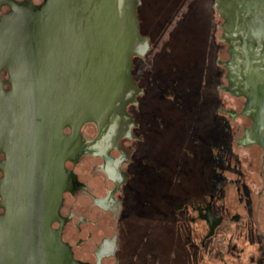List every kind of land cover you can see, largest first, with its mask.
<instances>
[{
    "label": "flooded vegetation",
    "instance_id": "af4514ba",
    "mask_svg": "<svg viewBox=\"0 0 264 264\" xmlns=\"http://www.w3.org/2000/svg\"><path fill=\"white\" fill-rule=\"evenodd\" d=\"M215 1L213 8L221 19L217 29L222 31ZM49 3L0 0V21L17 11L22 15L9 26L4 45L0 43V264L39 259L27 255L32 239L29 222L31 216L39 221L50 211L55 215L51 228L60 232L80 264H264V148L239 144L253 126V120L242 114L246 99L231 96L244 100L240 114L223 110L217 73L218 94L208 101L206 96L176 95L178 79H172L173 74L165 91L158 82L160 75L155 76L157 90L150 95L145 72L147 56L153 52L150 45L145 56L132 58V78L142 90L136 103L127 106L132 121H124L121 131L112 122L102 129L93 122H85L78 131L65 126L63 138L57 129L62 34H47L40 24ZM142 4L140 0L137 8L141 34ZM51 6L55 9L56 2ZM221 43L220 35L218 72L224 67ZM184 104L197 112L192 117L180 114L192 141L178 155L177 137L171 135L173 130L178 137L181 132L174 107ZM223 113L233 120L241 115L247 123L237 139L249 151V176L243 182L247 191L237 193L232 208L221 202ZM188 172L196 183L191 193L175 191L174 178H190L183 176ZM209 211L221 220L210 237ZM173 225L182 233L176 249ZM225 226L229 228L222 232ZM219 233L229 236V247L219 251L217 246L215 259H205L208 243Z\"/></svg>",
    "mask_w": 264,
    "mask_h": 264
},
{
    "label": "water",
    "instance_id": "95a60500",
    "mask_svg": "<svg viewBox=\"0 0 264 264\" xmlns=\"http://www.w3.org/2000/svg\"><path fill=\"white\" fill-rule=\"evenodd\" d=\"M139 4L140 0H51L45 16H40L45 33L62 34L63 81L57 129L63 138L65 126L78 131L85 122H93L102 129L112 122L121 131L124 121H132L127 106L136 103L142 92L132 78V58L151 50L149 38L140 33ZM215 8L223 19L221 39L228 44L229 59L222 61L228 85L222 90L244 97L242 114L253 120L239 144L255 143L264 148V0H216ZM21 16L17 11L0 21V43L4 45L9 26L18 23ZM227 113L235 116L232 110ZM54 216L51 211L42 214L39 221L31 216L27 255L39 259H25L24 264H80L60 232L51 228ZM206 218L211 224L210 237L221 220L211 211Z\"/></svg>",
    "mask_w": 264,
    "mask_h": 264
},
{
    "label": "rangeland",
    "instance_id": "374dc122",
    "mask_svg": "<svg viewBox=\"0 0 264 264\" xmlns=\"http://www.w3.org/2000/svg\"><path fill=\"white\" fill-rule=\"evenodd\" d=\"M212 2L213 0H143V4L140 8L142 34L147 35L150 40L149 43L153 47V52L147 56V65L145 67V72L147 73L149 81L146 84L147 86L150 85V95H153L156 92L155 90H157L153 83L157 75H160L158 77V82L161 90L165 91L170 85L167 79H169L168 77L170 74H173L171 78L175 80L178 79V85L174 91L175 94L189 98L194 97L190 95V89L193 90V92H198L203 89L199 85L198 76L200 73L205 72L207 79L204 87L206 95L204 96H206L207 101L208 97L211 99L218 94L216 92V90H218V85L214 78V73L219 74L220 83L223 88L228 85L226 77L227 69L222 67L219 72L215 69L218 55L217 42L220 40L222 31L217 29L218 22L220 21L219 23H221V19L216 13L212 12L211 6H209V4L212 5ZM227 51L228 44L222 41L220 55L222 61L228 60ZM153 78L154 80H152ZM163 78L164 82H161ZM162 91H160V93H162ZM218 95L221 97L223 110H232L240 114L244 105L243 99L231 97L229 93L223 90ZM188 104H191V102H188ZM188 104H184L183 107L177 109L174 107V111L178 113V115L176 114V119L180 127L179 131L181 132L179 137L176 130H173L171 135L175 138L177 137L174 147L178 155H182L181 149L184 147L186 148L192 141L191 135L189 134L190 131H188L187 128V122L185 119H181L182 115H180L185 112L192 117V113L197 112L195 109L192 110ZM208 111V104H206V112ZM222 115L220 130L221 202L226 206L230 205L232 208L234 201H236L239 196L237 193H244L247 191L243 182L246 181V177L249 176L247 173V167L250 164L249 151L239 146L237 143V139L242 136L247 123L241 115L235 120L224 113ZM164 137L168 138V133ZM207 146L206 144V147ZM190 161L192 162L193 160L190 159L189 162ZM174 165V171L176 172L175 169L177 165ZM190 175H192V173L188 172L187 176H183H189L190 178H182V176L181 178L179 177V180L174 178V190L184 194L187 192L191 193L190 190L194 188L196 183L194 181L195 177ZM239 179H241L242 182H240ZM187 181L189 182L186 183ZM179 201H181V199L174 202ZM223 210L226 209L223 208ZM228 228V226L223 227L222 232H226ZM171 230L174 247L175 249L179 248L176 246L175 242H178V240L180 241L179 238L182 235L181 229L173 225ZM223 237L224 235L220 236L219 233V239H212L210 243H208L205 259H215L219 249L217 246L220 247L219 251L227 250L229 247V236L228 238ZM219 240H226L227 243L223 244L222 242L219 244Z\"/></svg>",
    "mask_w": 264,
    "mask_h": 264
},
{
    "label": "trees",
    "instance_id": "16d2710c",
    "mask_svg": "<svg viewBox=\"0 0 264 264\" xmlns=\"http://www.w3.org/2000/svg\"><path fill=\"white\" fill-rule=\"evenodd\" d=\"M213 3H214V0H213V2H212V6L210 7L211 9H212V12L213 13H216L215 12V9L213 8ZM211 5V4H210ZM198 79H199V82H200V86L203 88V89H201L200 91H198V92H193V90H191L190 89V91H191V94L190 95H193V96H204V95H206V93H205V89H204V87H205V82H206V79H207V77H206V75H205V72L203 73H200L199 74V76H198ZM194 90H196V89H194ZM217 92V91H216ZM223 116V115H222ZM240 182H242V180L240 179L239 180Z\"/></svg>",
    "mask_w": 264,
    "mask_h": 264
}]
</instances>
